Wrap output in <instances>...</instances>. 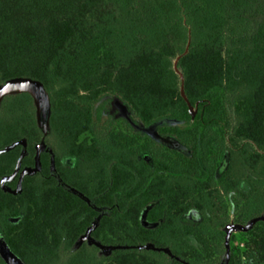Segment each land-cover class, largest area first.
Wrapping results in <instances>:
<instances>
[{"label": "trees", "instance_id": "1", "mask_svg": "<svg viewBox=\"0 0 264 264\" xmlns=\"http://www.w3.org/2000/svg\"><path fill=\"white\" fill-rule=\"evenodd\" d=\"M13 80L49 104L43 130L30 93L0 97V235L23 264H264V0H0ZM111 98L166 120L161 142L100 127ZM230 221L251 224L225 248Z\"/></svg>", "mask_w": 264, "mask_h": 264}, {"label": "rangeland", "instance_id": "2", "mask_svg": "<svg viewBox=\"0 0 264 264\" xmlns=\"http://www.w3.org/2000/svg\"><path fill=\"white\" fill-rule=\"evenodd\" d=\"M26 81H28V80H13V81L7 82L6 84H4L3 86L0 87V95H1V92H2L1 90L4 87H7L8 85H12V84L15 85V84H17L19 82H26ZM11 93H15V92H11ZM36 116H37V105H36ZM122 118L124 119L125 122H127L129 128L126 126L127 124L122 123V121H121ZM110 120H113L112 124L120 123L127 130L128 129H132V130L140 131L141 133H145L146 135H148L149 137L153 138L154 140H156L158 142H161V141L159 139V136L157 135V127H158V125L160 123L166 121V120H160L158 122H154V123H152L150 125H147V126L142 125L138 121L133 120L130 117V115L127 113L126 109L115 98H111L110 99L109 107H108L107 111L102 114L99 126L101 127V125L106 124V122L110 121ZM37 122H38V118H37ZM38 124H39V122H38ZM39 126L42 127L43 130H46V128H47V125H40L39 124ZM144 157H146V156H144ZM151 205H152V203H150L146 207V209L149 208ZM198 219H199L198 215L195 212H193V211L188 212L184 216V220L186 222H189V223H195V222L198 221ZM230 219H232V212H230ZM141 220H142V222H144L143 215L141 216ZM144 224L146 226L154 227V226H156L157 223H151V224L148 223L147 224V223L144 222ZM250 224L251 223H249L247 226H239V225L234 224L232 221H230L228 223V225L225 227V231H226V238L224 240L225 248L228 247L227 238H228L230 233H232V232L233 233H237L238 231H243ZM84 239H87V235L86 234L83 235L79 239V242L83 241ZM189 240H190V242L194 243V241L192 239H189ZM241 240H242L241 237L238 235V237H237V239L235 241V244H238L239 247H241ZM100 251L107 252L108 249L100 247ZM0 257L4 261L5 264H23L20 259H18L16 256H14L10 252V250L8 249L6 244L4 243L3 238H2L1 235H0Z\"/></svg>", "mask_w": 264, "mask_h": 264}, {"label": "water", "instance_id": "3", "mask_svg": "<svg viewBox=\"0 0 264 264\" xmlns=\"http://www.w3.org/2000/svg\"><path fill=\"white\" fill-rule=\"evenodd\" d=\"M188 44H189V40L187 41V44H186L183 52L178 54L174 58L173 69H174L175 73H177L179 78H180V87H179L180 95L184 99V101L186 102L188 113L190 114L191 118H193L194 115H195V112H196V107L190 104V102L188 101V99H187V97H186V95L184 93L183 82H182L183 78H182V75H181V73L179 72V70L177 68V65H176L178 59L180 58V56H182L183 54H185L187 52ZM24 84L37 86V88H38V94H37L38 102H36L35 97L29 91L24 90V89H19V91H26V92L31 94V96L33 97V99H34V101L36 102V105H37V118H38L39 124L40 125H47L48 115H49V104H48V97H47L46 92L44 91V89L41 86V84L38 83V82H35V81H29L28 80L26 82H19V83L15 84V85H18V87H22L21 85H24ZM19 91H16V92H19ZM9 93H11V92L1 93L0 97L2 95H4V94H9ZM163 142L166 143L167 145L171 146V147H175V148H179L180 147L178 142H176L175 140L164 138ZM144 158L148 159L147 156L144 157Z\"/></svg>", "mask_w": 264, "mask_h": 264}, {"label": "bare ground", "instance_id": "4", "mask_svg": "<svg viewBox=\"0 0 264 264\" xmlns=\"http://www.w3.org/2000/svg\"><path fill=\"white\" fill-rule=\"evenodd\" d=\"M22 87H18V85H8L7 87H4L1 91V93H5V92H16V91H19V89H24V90H27L29 91L36 99V102H38V99H37V94H38V88L37 86H34V85H29V84H24V85H21Z\"/></svg>", "mask_w": 264, "mask_h": 264}]
</instances>
